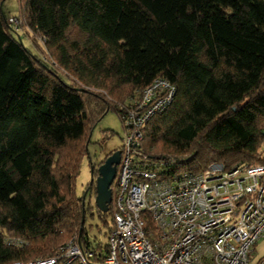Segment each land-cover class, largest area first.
Masks as SVG:
<instances>
[{
  "label": "trees",
  "instance_id": "trees-1",
  "mask_svg": "<svg viewBox=\"0 0 264 264\" xmlns=\"http://www.w3.org/2000/svg\"><path fill=\"white\" fill-rule=\"evenodd\" d=\"M2 6L0 264L52 259L74 239L97 247L80 231L75 183L93 126L121 117L106 95L174 85L141 143L151 158L180 159L171 171L262 163L264 0H18L37 53Z\"/></svg>",
  "mask_w": 264,
  "mask_h": 264
},
{
  "label": "built area",
  "instance_id": "built-area-1",
  "mask_svg": "<svg viewBox=\"0 0 264 264\" xmlns=\"http://www.w3.org/2000/svg\"><path fill=\"white\" fill-rule=\"evenodd\" d=\"M7 24L20 30L14 16ZM174 96V85L156 78L121 107L106 243L91 248L74 239L52 259L13 264H250L264 237V154L253 166L214 162L200 172L171 171L176 157H149L143 128Z\"/></svg>",
  "mask_w": 264,
  "mask_h": 264
},
{
  "label": "rangeland",
  "instance_id": "rangeland-1",
  "mask_svg": "<svg viewBox=\"0 0 264 264\" xmlns=\"http://www.w3.org/2000/svg\"><path fill=\"white\" fill-rule=\"evenodd\" d=\"M3 11L6 17L17 16L18 15V0H3ZM20 27V33L23 37V43L26 47L32 49L34 52H38L30 43V31L26 28ZM93 92H99V90L94 88H85ZM135 95V94H134ZM128 95L127 98L124 97H113L107 96L106 99L116 106L123 107L125 102L131 98ZM123 99V101L119 100ZM124 135V129L121 121L113 110L108 111L91 129L89 134V143L87 144L88 156H84L80 162L79 171L76 177L75 183V194L77 196H83L87 192L91 180V167H93V178L97 177V168L99 163L106 154L110 152L120 151L122 144V138ZM264 154V144L261 148ZM91 190L86 194L85 206L87 214L84 219L83 227L87 231V235L90 240L94 242L106 243V234L111 225V217L109 215L102 216L97 211L94 203L95 198V182L91 184ZM104 218V219H103ZM263 258V259H262ZM261 261L264 262V244H260L256 249L250 259V264H260Z\"/></svg>",
  "mask_w": 264,
  "mask_h": 264
},
{
  "label": "water",
  "instance_id": "water-1",
  "mask_svg": "<svg viewBox=\"0 0 264 264\" xmlns=\"http://www.w3.org/2000/svg\"><path fill=\"white\" fill-rule=\"evenodd\" d=\"M120 162V151L113 152L103 162L98 165L97 177L94 179L93 169L91 168L90 184L95 182V198L94 203L97 211L105 214L108 212V205L111 203V185L115 179L117 166ZM87 192L84 193L85 199ZM83 227L81 223L80 231Z\"/></svg>",
  "mask_w": 264,
  "mask_h": 264
},
{
  "label": "crops",
  "instance_id": "crops-1",
  "mask_svg": "<svg viewBox=\"0 0 264 264\" xmlns=\"http://www.w3.org/2000/svg\"><path fill=\"white\" fill-rule=\"evenodd\" d=\"M260 244H264V237L261 240H259L258 243L255 245L254 250L252 252L253 257H254V253H255L256 249L258 248V246H260Z\"/></svg>",
  "mask_w": 264,
  "mask_h": 264
},
{
  "label": "flooded vegetation",
  "instance_id": "flooded-vegetation-1",
  "mask_svg": "<svg viewBox=\"0 0 264 264\" xmlns=\"http://www.w3.org/2000/svg\"><path fill=\"white\" fill-rule=\"evenodd\" d=\"M112 153H113V152H110V153L106 154V156H104V158L102 159V162H103L108 156H110ZM99 164H100V163H99Z\"/></svg>",
  "mask_w": 264,
  "mask_h": 264
}]
</instances>
